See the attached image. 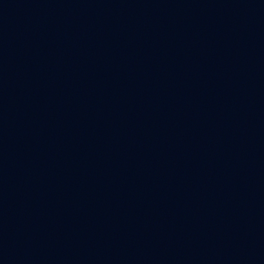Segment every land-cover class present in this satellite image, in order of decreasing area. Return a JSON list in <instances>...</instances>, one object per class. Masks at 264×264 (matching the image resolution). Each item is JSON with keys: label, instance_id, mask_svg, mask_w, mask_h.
<instances>
[{"label": "water", "instance_id": "water-1", "mask_svg": "<svg viewBox=\"0 0 264 264\" xmlns=\"http://www.w3.org/2000/svg\"><path fill=\"white\" fill-rule=\"evenodd\" d=\"M0 264H264V0H0Z\"/></svg>", "mask_w": 264, "mask_h": 264}]
</instances>
